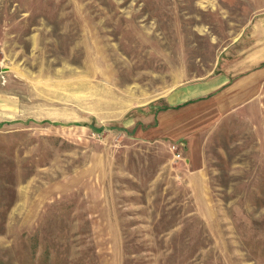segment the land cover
Masks as SVG:
<instances>
[{
	"label": "rangeland",
	"instance_id": "374dc122",
	"mask_svg": "<svg viewBox=\"0 0 264 264\" xmlns=\"http://www.w3.org/2000/svg\"><path fill=\"white\" fill-rule=\"evenodd\" d=\"M0 264H264V0H0Z\"/></svg>",
	"mask_w": 264,
	"mask_h": 264
},
{
	"label": "crops",
	"instance_id": "0c3cea01",
	"mask_svg": "<svg viewBox=\"0 0 264 264\" xmlns=\"http://www.w3.org/2000/svg\"><path fill=\"white\" fill-rule=\"evenodd\" d=\"M210 86V87H209ZM211 84H200L199 86H196L195 88L193 87L192 88V91L191 90H185V94H181V95H178V96H186L187 94H197L198 96L204 94L203 92H209L211 91ZM209 87V88H208Z\"/></svg>",
	"mask_w": 264,
	"mask_h": 264
},
{
	"label": "built area",
	"instance_id": "2783aa9c",
	"mask_svg": "<svg viewBox=\"0 0 264 264\" xmlns=\"http://www.w3.org/2000/svg\"><path fill=\"white\" fill-rule=\"evenodd\" d=\"M178 147H179V146H177V144H173V145L171 146V151H177V152H174L175 155H176V157H180V155H181V152L178 151Z\"/></svg>",
	"mask_w": 264,
	"mask_h": 264
},
{
	"label": "trees",
	"instance_id": "16d2710c",
	"mask_svg": "<svg viewBox=\"0 0 264 264\" xmlns=\"http://www.w3.org/2000/svg\"><path fill=\"white\" fill-rule=\"evenodd\" d=\"M94 129H96L97 131H100V128H96V127H94V126H92Z\"/></svg>",
	"mask_w": 264,
	"mask_h": 264
}]
</instances>
